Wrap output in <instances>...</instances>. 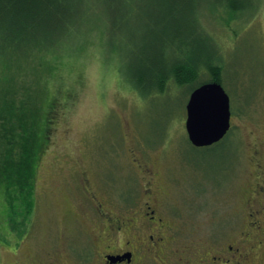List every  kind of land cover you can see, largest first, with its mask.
<instances>
[{"label":"rangeland","instance_id":"374dc122","mask_svg":"<svg viewBox=\"0 0 264 264\" xmlns=\"http://www.w3.org/2000/svg\"><path fill=\"white\" fill-rule=\"evenodd\" d=\"M201 6L206 12L207 5ZM212 19L208 30L220 48L225 66L221 85L231 109L229 140L214 151L194 148L187 140L189 90L172 86L153 96L140 91L121 48L113 47L118 56L111 59L99 46V36L84 48L82 43L71 44L76 50L64 47L55 55L60 54L59 62L39 53L11 61L0 56L2 82L21 72L40 74L46 62L55 68L38 82L27 76L18 92L36 98L49 91L55 119L37 171L33 214L22 191L13 187L16 193L2 196L0 264H61L74 230L97 234L91 204L79 186L83 172L109 206V198L116 203L133 190L140 199L133 148L147 154L159 173L155 185L162 189L166 217L178 231L172 248L190 241L203 251L212 240L228 243L250 231V206L264 207V175H258L253 161L255 151L264 154V2L249 19L222 11ZM262 164L264 168V156ZM99 172L105 185L98 183ZM256 263L264 264V251Z\"/></svg>","mask_w":264,"mask_h":264},{"label":"trees","instance_id":"16d2710c","mask_svg":"<svg viewBox=\"0 0 264 264\" xmlns=\"http://www.w3.org/2000/svg\"><path fill=\"white\" fill-rule=\"evenodd\" d=\"M263 2L0 0V56L5 61L26 59L35 53L54 57L66 46L72 48L71 44L82 43L79 47L84 48L91 37L99 36V46L111 59L118 56L113 47L121 48L123 61H127L126 70L140 91H151L149 94L153 96L171 91L173 86L189 90L190 94L202 84L224 81L220 48L208 30L215 12H234L249 19ZM203 3L207 5L206 12ZM59 55L55 56L57 62ZM54 69L47 67L46 62L40 74L21 72L8 76L4 82L3 76L0 81V204L3 195L17 192L15 187L24 193L22 197L30 214L34 210L37 171L50 138L55 107L49 91L36 98L28 95L24 98L18 92L24 89L27 76L38 82L44 75L54 74ZM227 135L203 150L224 147L229 140Z\"/></svg>","mask_w":264,"mask_h":264},{"label":"flooded vegetation","instance_id":"af4514ba","mask_svg":"<svg viewBox=\"0 0 264 264\" xmlns=\"http://www.w3.org/2000/svg\"><path fill=\"white\" fill-rule=\"evenodd\" d=\"M130 153L142 182L140 199L133 190L122 200L117 198L118 204L109 198V206L106 199L92 189L89 175L83 172L79 186L91 204L89 215L97 224V234L74 230L69 236L73 243H68L61 264H257L256 257L264 251V207L252 210L250 206V231L235 235L238 238L226 244L212 240L202 251L186 241L179 249H174L171 242L178 231L167 219L166 199L162 189L155 185L159 173L150 165L147 154L134 148ZM263 156L254 152L253 161L259 176L264 175ZM97 179L99 184H106L102 173H97Z\"/></svg>","mask_w":264,"mask_h":264},{"label":"water","instance_id":"95a60500","mask_svg":"<svg viewBox=\"0 0 264 264\" xmlns=\"http://www.w3.org/2000/svg\"><path fill=\"white\" fill-rule=\"evenodd\" d=\"M185 112L187 140L194 148L213 146L230 130V97L217 82L202 84L191 91Z\"/></svg>","mask_w":264,"mask_h":264}]
</instances>
